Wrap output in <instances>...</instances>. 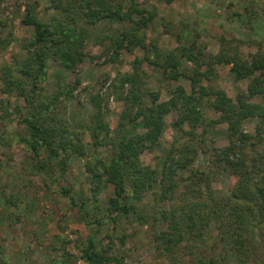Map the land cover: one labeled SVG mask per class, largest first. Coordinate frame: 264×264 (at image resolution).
<instances>
[{"label": "trees", "instance_id": "16d2710c", "mask_svg": "<svg viewBox=\"0 0 264 264\" xmlns=\"http://www.w3.org/2000/svg\"><path fill=\"white\" fill-rule=\"evenodd\" d=\"M159 1L169 4L174 0ZM182 2L196 8L192 1ZM37 6L38 1L26 0L20 15V23L31 28L19 46L24 55L0 68L4 69L2 92L23 101L22 106L16 105L23 126L18 136L30 160L25 158L22 171L38 174L47 191L58 188L78 206L83 219L89 218L93 233L105 223L115 226L122 218L131 227L134 223L145 225L157 256L163 258L159 264H264L262 45L243 55L235 37L220 35L217 51L208 52L205 43L199 41V17L189 23L162 16L163 32L178 43L162 49L154 39L146 38V28L157 10L139 8L133 0L126 8L123 0H50L48 7L53 11L47 17L39 16ZM242 9L252 20L256 11L246 6ZM99 23L106 24L104 30H95ZM11 39L10 33L0 36V48ZM90 39L92 43H88ZM93 43L100 47L106 62L138 46L143 56H135L130 69L117 72L105 90L101 87L89 94L92 110L87 123L81 124L92 149L86 156L82 131L66 116L67 101L80 78L70 84L65 76L57 77L51 93L44 92L43 82L49 59L77 72L86 57L94 58L90 53ZM144 61L156 67L166 82V99L160 98V89L146 85ZM218 64L229 65L233 80L247 79L245 88L237 89L234 98L217 86ZM181 76L189 80V91L179 83L171 85ZM111 95L122 103L113 128L108 119ZM205 106L219 112L218 119L226 122L227 144L207 148ZM252 120L250 132L245 125ZM166 125L175 134L159 172L156 166L143 164L139 153L159 143ZM10 141L11 136L5 139L0 135V143ZM101 150L107 153L101 155ZM199 151L207 154V165L202 169L193 164ZM73 155L86 157L89 196L80 201L69 194L70 186H56ZM224 172L229 176L228 191L220 193L212 182ZM108 184L112 195L101 206L99 196ZM87 202L93 215L86 210ZM157 223H165L166 228L155 230ZM93 233L84 247H78L79 257L87 264H119L122 258L111 253V247L98 246ZM125 236L122 233L118 237L122 243ZM66 256H70L67 251L60 263L65 264Z\"/></svg>", "mask_w": 264, "mask_h": 264}, {"label": "rangeland", "instance_id": "374dc122", "mask_svg": "<svg viewBox=\"0 0 264 264\" xmlns=\"http://www.w3.org/2000/svg\"><path fill=\"white\" fill-rule=\"evenodd\" d=\"M36 1H38L39 16L47 17L52 13L53 9L48 7L50 0ZM129 1L123 0L124 8L128 6ZM133 1L139 8L157 10V14L146 28V38L154 39L162 49L178 45L173 37L163 32L162 20L164 18L162 19V16L178 21L187 20L189 23L194 17H199V41L205 43V50L208 52L217 51V38L220 35L228 38L235 37L239 41L238 47L243 55L255 52L260 44L264 48V0H189L196 5L194 9L188 8L182 0H174L169 4L159 0ZM25 2L26 0H0V36L5 37L9 33L12 35L8 45L0 48V68L4 64L11 65L16 57L24 55L19 46L21 40L31 33L30 27L20 23V15L24 11ZM243 6L248 7L250 11H256L253 13L252 20L249 21L248 12H244ZM105 27L106 24L99 23L95 30L101 31ZM92 40H88V43H92ZM99 48L97 44L90 45V53L95 56L92 59L86 57L75 70L77 72L69 71L49 59L46 63L47 77L43 82L44 92L51 93L57 77L65 76L70 84H73L76 77L80 78L79 84L72 92V98L67 101L66 116L72 126L82 131L83 141L87 147L86 156L92 153V149L89 134L81 124L87 123L88 115L92 110L88 103L89 94L101 87L105 90L117 72L130 69V61L135 56H143V49L138 46L132 52L122 51L115 61L106 62ZM151 55L154 57V54ZM225 65L216 66L218 69L217 86L223 88L230 97L234 98L237 89L245 88L247 79L233 80L229 68ZM142 67L145 69L146 85L149 88L160 89V98L166 99L168 97L166 82L160 79L158 69L147 61L143 62ZM2 70L4 69H0V135L5 139L11 136V141L5 144L0 143V262L1 264H62L60 259L67 251L70 256H66L65 264H87L79 257L80 248L78 247H84L86 239L94 231V227L87 223L89 218L83 219L78 206L72 205L58 188L54 186L47 191L43 188L42 179L38 174L31 175L22 171V167H26L25 158L30 160L28 152H25L27 149L18 136L23 126L19 123L22 114L20 110H17L16 105L22 106L23 101L14 94L2 92ZM105 79L106 83L103 85ZM176 83L183 85L189 91L190 83L187 78L181 76L177 81H171V85ZM108 106L109 124L113 128L122 109V103L111 95L108 99ZM204 109L207 124L205 134L207 148L227 144L226 122L218 119L220 113L211 107L205 106ZM6 111L9 114L6 115ZM209 120H211L210 123ZM245 128L247 131H253L254 120L248 121ZM174 134L175 131L171 126L166 125L159 143L139 153L140 161L145 165L156 166L160 172V162ZM105 153H107L106 150L100 154ZM198 153L193 164L198 168H205L207 165L206 151ZM85 161L86 157L71 156L63 178H59L58 185H56L57 187L70 186L69 194L73 195L76 201L89 196ZM228 177L227 173H222L212 182L213 188L220 193H227ZM111 195L112 186L108 184L100 193L99 205H105L107 198ZM12 198L15 203L12 202ZM87 203L86 210L91 212L89 215H93L92 205ZM165 228V223H157L155 226V230ZM122 233L126 234L123 243L118 238ZM149 234L145 225L134 223L131 227L122 218L115 226L111 223L102 224L97 231L95 230L93 236L98 246H109L111 253L122 258L119 264L164 262L162 257L157 256ZM212 237L210 234L209 239Z\"/></svg>", "mask_w": 264, "mask_h": 264}, {"label": "crops", "instance_id": "0c3cea01", "mask_svg": "<svg viewBox=\"0 0 264 264\" xmlns=\"http://www.w3.org/2000/svg\"><path fill=\"white\" fill-rule=\"evenodd\" d=\"M226 66V68H229V66L227 67V65H225ZM241 86V85H240ZM242 87V86H241ZM243 88V87H242Z\"/></svg>", "mask_w": 264, "mask_h": 264}]
</instances>
